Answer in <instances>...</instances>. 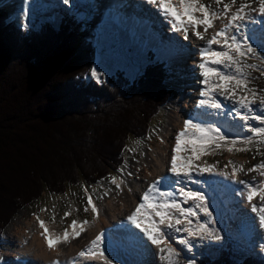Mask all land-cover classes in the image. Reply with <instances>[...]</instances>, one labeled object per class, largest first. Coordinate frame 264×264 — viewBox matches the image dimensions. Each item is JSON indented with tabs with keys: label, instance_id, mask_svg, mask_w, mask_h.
Segmentation results:
<instances>
[{
	"label": "snow or ice",
	"instance_id": "snow-or-ice-1",
	"mask_svg": "<svg viewBox=\"0 0 264 264\" xmlns=\"http://www.w3.org/2000/svg\"><path fill=\"white\" fill-rule=\"evenodd\" d=\"M62 2L69 5L71 0ZM145 2L155 7L163 21L170 25V31L182 32L185 40L189 38L190 32L197 40H206V44L199 48L200 62L196 66L199 69L197 83L200 85L196 108L200 110L201 116H226L233 121L238 120L242 122L237 125L241 133L249 135L229 132L218 120L185 119L170 146L166 174L157 177L147 186L135 208L125 217L126 223L122 222L120 227L131 229L127 234L134 242L154 246L160 260L166 264H196L195 258H181V251H190L196 243L223 239L216 227L217 219L214 215L217 185L220 184L216 178H221L236 186L232 188L233 194L239 196L238 203H245L253 214V223L258 225L261 240L264 241V180L257 181L255 176L251 180H244L238 176L239 172H256L264 177V159L247 169L229 161L231 172L202 160L218 150L247 152L253 146L256 154L264 157V151L260 150L264 146V87L254 84L264 77V55H261L264 50V0ZM215 21H221L222 25L216 27ZM256 25L259 27H254ZM201 27L203 31L198 30ZM209 29L213 31L210 38L206 39ZM250 59L258 63H248ZM253 72L259 73V76H254ZM103 75L97 67L91 68L90 78H94L97 83H103ZM250 121L256 122L258 126H253ZM160 141L164 142L162 137ZM118 172L119 177L112 176L107 180L114 189L105 188L104 179L96 182L100 189L98 193L95 186L84 187V211H90L93 219L100 215L96 200L111 196L114 190L117 195L123 193L125 188L132 191L127 178L132 177L133 173L127 172L125 168ZM204 176L208 178H197ZM192 184L197 185V188L190 187ZM89 187L93 191H89ZM257 197L258 203L254 202ZM69 208L71 210V206ZM40 211L47 212L49 209L41 208ZM69 215L70 211H65L60 217V223ZM34 219L50 251H56L61 244L81 237L86 231L85 225L90 223L87 219H73L62 231H57L54 211L48 220L38 214H34ZM173 241L183 248L174 247ZM109 246L106 230L102 229L66 264H74L79 258L98 259L103 264H118L108 254ZM260 247L264 251V243ZM50 264L65 262L54 259Z\"/></svg>",
	"mask_w": 264,
	"mask_h": 264
},
{
	"label": "trees",
	"instance_id": "trees-1",
	"mask_svg": "<svg viewBox=\"0 0 264 264\" xmlns=\"http://www.w3.org/2000/svg\"><path fill=\"white\" fill-rule=\"evenodd\" d=\"M7 18L0 12V242L44 191L60 196L117 171L127 142L145 138L172 95L162 64L149 62L132 81L116 71L97 83L87 79L93 50L80 27L63 20L58 31L24 32ZM200 264L236 263L223 254Z\"/></svg>",
	"mask_w": 264,
	"mask_h": 264
},
{
	"label": "rangeland",
	"instance_id": "rangeland-1",
	"mask_svg": "<svg viewBox=\"0 0 264 264\" xmlns=\"http://www.w3.org/2000/svg\"><path fill=\"white\" fill-rule=\"evenodd\" d=\"M115 1V0H114ZM209 0H203V2ZM99 5V3H98ZM104 6L107 5V3L103 4ZM58 8H63L64 11L69 12L66 6L57 5ZM215 7V5H213ZM56 9V8H55ZM100 13L103 12L102 7L99 8ZM105 12V11H104ZM63 15V13L60 10L55 11V15L58 16ZM15 23L19 24V20L21 19L20 16L18 18L14 16L12 18ZM47 20V18H45ZM99 19L96 20V22H93L91 24L82 23L81 26H84L87 31L90 33L92 40L94 41L95 46V61L98 63L97 68L103 73L106 72L104 75L114 74L118 70L124 71L125 75L128 76L130 80L135 79L141 72L143 71L145 65L148 62V57H145V52L143 51V47L141 46L140 49L138 48V52H133V54L126 52L122 46L118 45L116 43V46L108 45V44H101V46L98 48V39H95V27ZM219 21H215V26L219 27L220 25ZM202 31V29H200ZM213 31V30H212ZM160 33V34H159ZM158 36L160 37L159 42L163 45L165 40L168 42V40L165 37H168L165 32H158ZM191 35V33H189ZM165 35V36H164ZM148 37L149 35L146 34ZM193 36V35H191ZM156 38V37H155ZM106 40V36L104 38ZM148 40V39H147ZM145 45H148L145 44ZM169 48L173 50V52H170L169 48L167 47L164 49V53H158L157 55H154V59H159L160 57H168L171 58L172 65L168 66L167 72L170 79L167 80L166 84L171 87L169 89L172 92V97L168 101L166 105H162V109L160 110L157 117L154 119V121L151 124V131L147 138L142 140L137 139H131L129 143L127 144L128 147L124 153L125 156V163L122 166V168H125L127 172L133 173V176L130 178H127L128 185H132V183L137 179V177H140L135 170H140L138 167L140 163L144 160V158L148 157L150 153L153 152L155 145L159 144L161 148H163L165 145L161 143L160 137L164 138L165 129L168 126V121L171 116H173L174 112H177V110L180 108L179 104H181V101H178L181 96L185 94V88L183 80V75L181 65H184V67L187 69L189 66H187V60L189 57L185 59L184 55L181 54V50H186L190 52L191 50V44L189 45H180L176 46L175 44H171L168 42ZM186 72V71H185ZM187 76V75H185ZM183 78V79H182ZM251 86V85H250ZM184 92V93H183ZM236 128V133H239V127L237 126L238 123L231 124ZM256 126H258L255 123ZM242 135H249V133L244 132ZM163 145V146H162ZM237 147H243V145H237ZM261 151H264V146L261 147ZM209 156V155H207ZM206 157V156H205ZM255 157V158H253ZM261 159H264V157H261L260 155L256 154V148L253 146L251 151L247 152H236L235 150L233 152H228L226 149L218 150L215 154H210L209 157L203 158L202 160H206L209 164H215L218 169H224L225 171L231 172L232 165L229 164V161H231L235 165H242L244 169L250 168L253 165L259 163ZM218 162V163H217ZM225 165H228L227 168H225ZM117 176L119 177V172L112 173L107 179H104L105 188L112 187L114 189V186L109 185L107 183V180L112 177ZM238 176L240 179L248 180L252 179L253 176L256 177L257 181L263 180L264 177L259 176L256 172L247 173L239 172ZM95 190L97 193L100 191L99 185H94ZM85 185L81 184L77 187H68L65 194L60 196H52L49 195L47 192L44 191L42 194V197H40V200L33 205L27 207V209H21L17 212V214L12 218V222L8 229L4 231V234L2 235V239L0 242V249H1V256L0 260L3 261H13V258L11 255L13 254V249L15 248V245L19 243L18 236H16L15 231L16 230H22L26 229L25 236L22 237L24 244L27 243L30 236L35 234L37 229H39L35 219L34 214H38L42 219L48 220L49 217L53 214V211L56 214V230L62 231L63 228H65L68 224L71 223L73 219H77L78 221H83L85 219L89 220V225L93 227L96 223V221L99 220V216L96 219H93L92 213L85 212L84 211V205L86 203V194L84 192ZM124 189L123 193L117 195L115 190L113 191V194L109 197L104 198L103 200H96V202L99 204L100 209H104L106 206V203L109 201H112L113 203H119L120 197H122L125 193ZM89 191H93V188H89ZM224 197L226 201H228V197L231 196L227 191L224 193ZM233 194V193H232ZM232 199V212L227 216L228 219H232L233 224L236 225L237 228L241 227V225L247 224L251 227V232L253 231V220L252 215L250 213V210L248 209L247 205L245 203H238L240 200L239 196L231 197ZM254 202H259V199L256 198ZM53 205H55V208L53 209ZM71 206V210L69 208ZM41 208H47L49 211L47 212H41ZM65 211H70V215L65 218L63 223H60V217L63 215ZM229 207L227 206L224 210V212H228ZM223 212V213H224ZM220 214V213H219ZM250 221H252V225L250 224ZM26 223L29 224L28 227H26ZM20 226V227H19ZM249 226L243 227L242 233L250 234V228ZM23 227V228H22ZM22 228V229H21ZM28 228V229H27ZM234 228V227H233ZM248 229V231L246 230ZM27 231V232H26ZM247 231V232H246ZM236 233L237 231H230V233ZM254 234V232H252ZM223 237V234L220 233ZM16 236V237H15ZM259 238H261V233L258 232L255 236L253 235V238L251 240L246 241V246L250 247L249 252L252 254H249L250 257H255L261 260H264V251L261 250V243L262 240H260V243L257 244ZM222 240H225L224 238ZM225 244V243H224ZM245 245L243 244V247ZM192 250H196V247L194 246ZM248 252V253H249ZM234 253H238L237 250H234ZM182 254V252H181ZM247 254V253H246ZM15 257H18L16 255ZM20 257V256H19ZM233 260V259H232ZM161 263V262H160ZM14 264V263H11ZM153 264H155L153 262Z\"/></svg>",
	"mask_w": 264,
	"mask_h": 264
},
{
	"label": "bare ground",
	"instance_id": "bare-ground-1",
	"mask_svg": "<svg viewBox=\"0 0 264 264\" xmlns=\"http://www.w3.org/2000/svg\"><path fill=\"white\" fill-rule=\"evenodd\" d=\"M74 1H79V0H71V3L69 5H71L72 8L75 5ZM80 1L84 2V7L88 9L89 6L93 5V1L96 6L98 5L100 0H85V1L80 0ZM46 2L45 4H42L43 8L47 7ZM43 3H44V0H43ZM150 8L152 11H154L153 6H150ZM107 9H108L107 7L104 8L103 12L109 11L110 15L106 19H104L105 20L104 24H106L109 20L114 21L112 17L114 15L113 10L112 9L107 10ZM131 9H134V8H131ZM90 11H92V14H91L92 16H99L102 13V12L100 13L99 8L90 9ZM84 13H87V11ZM29 16L31 15L28 11V7H26V17L29 18ZM155 20L157 21L155 24L156 25L155 31L158 29V25L161 23L169 27V28H165V30L167 31L165 34L168 36L165 38L168 40V42H170L171 44H175L176 46H180L183 44V45H189L190 47V44H191L190 52L183 50V49L181 50V54L184 55L185 59L187 57H189L188 59H190V60H187V66H189V68L186 69L184 65H181V68H180L182 70L183 75L181 76H183L184 79L183 78L182 79L185 80L184 85L186 86V88L184 91L185 94L181 96L178 100V101H181V104H179L180 108L177 110V112H174L173 116L169 118L168 126L165 129V133H164L165 139L163 140L164 141L163 145L165 146L161 148L159 144L155 145L156 147L154 148L153 152L150 153L148 157L144 158V160L138 166L140 170L139 171H137V169L135 170L136 172H138L137 174L140 177H137V179L132 183V185H130V187L132 188V191L129 192L128 190H125L124 195L120 197L119 199V203L116 204V203H113L112 201L110 202L108 201L104 209L99 208L100 209L99 220L96 221L93 227H91L89 224L85 225L86 231L82 233L81 237H79L78 239L71 240L70 242L65 243V244H61L57 248L56 251H50L46 247L45 241L40 236L41 230L37 229L35 234L30 236L26 244H24L23 239H22V237L25 236L24 230L26 229H22L23 228L22 227L21 228L22 230H16L15 234L16 236H18L19 243L15 245V248L13 249V254L11 256L15 257L16 255H19L20 262H21L20 264H50V261L54 259H59L60 261L65 262L66 264L68 260H71L73 257H76L77 252H79L82 248H84V246L87 245V243L92 238H94V236L100 230L111 228L113 225L117 223L125 222V217L135 208V205L139 201L138 200L139 197L141 196L142 192L146 190L147 186L151 184L154 180H156L157 177L162 176L167 172V166H168V161H169L168 159H170V146L174 143L175 134L182 128L183 121L185 119H189L188 118L189 115H193L195 120L205 119V118L208 119L209 121L212 120L209 117L201 116V114H199L197 108L195 107L196 102L199 98L198 89L200 87V85H198L197 83V79L199 78L198 76L199 69L196 66L200 62L199 48L202 46V43L199 41H196L193 38V36H191L190 34H189V38L185 40L183 38L182 32L175 33L174 31H172L171 34L169 35L168 29H170V26L163 21V18L158 15ZM254 27H259V25H256ZM160 32L162 31L160 30ZM133 33H135V28L133 29ZM146 34L149 35L148 30ZM148 38L149 36L145 38L144 44L148 43V40H147ZM133 45H136V44H133ZM140 47L141 45L139 46V49ZM217 118H221V117H217ZM224 127L228 128L229 132L236 133V128H234L233 125L230 128L228 126H224ZM197 178L204 180V179H207L208 177L204 176V177H197ZM216 179L220 181V184L217 185L216 204H215V212H214L216 219H218L219 213H223L225 208L227 207L226 205L227 201L223 197V193L227 191L230 195H232L233 193L232 188L236 186L232 185L228 181H223L221 178H216ZM190 187L195 189L197 188V185L192 184L190 185ZM26 225H27L26 227L29 226L28 223H26ZM246 230L248 231V229ZM130 231L131 229H127V228L125 229L119 226L118 231L115 233L116 235L119 236V239L113 238L110 234L109 237H106V240H108L110 247H114L115 245H117L118 247L123 249L125 242L122 241L121 239L122 237H126L128 235L127 233ZM183 235H186V234H183ZM134 244L129 245L128 249H130V251L123 255L120 254V257L118 259H116V257L111 254L112 253L111 249H108V254L116 262H119L120 264H142L145 260H146V264L147 263L153 264V262L155 263V260L147 262V259L150 258V253H151V248L149 247L148 244H144V246H141L139 243H137L135 246ZM173 246L177 248H183V246L175 244L174 241H173ZM152 251L153 252L155 251L153 258L156 259V252L158 250L155 247H152ZM101 262L102 261L98 259L93 260L91 258H88L86 260L84 258H79L75 260L74 264H102ZM156 264H166V262L160 263L157 261Z\"/></svg>",
	"mask_w": 264,
	"mask_h": 264
}]
</instances>
